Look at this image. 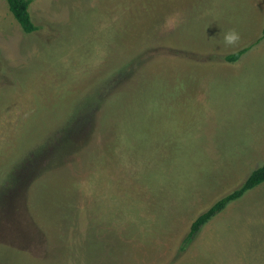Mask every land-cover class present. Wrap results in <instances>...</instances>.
Listing matches in <instances>:
<instances>
[{"label":"rangeland","instance_id":"1","mask_svg":"<svg viewBox=\"0 0 264 264\" xmlns=\"http://www.w3.org/2000/svg\"><path fill=\"white\" fill-rule=\"evenodd\" d=\"M0 0V264H264V0ZM236 45L224 43L230 30ZM187 243V244H186Z\"/></svg>","mask_w":264,"mask_h":264},{"label":"trees","instance_id":"2","mask_svg":"<svg viewBox=\"0 0 264 264\" xmlns=\"http://www.w3.org/2000/svg\"><path fill=\"white\" fill-rule=\"evenodd\" d=\"M7 1L11 12L14 14L15 18L18 20V22L21 24V26L27 33H31L39 29V27L33 22L29 11V7L31 5L32 0H7ZM263 39H264V28L261 37L257 39L255 43L239 51L225 55L223 59L227 62L238 61L244 55V53H246L253 45L259 43ZM262 184H264V163L258 168H256L246 178L244 183L239 188L233 190L229 194L225 195L224 197L216 201L210 208L202 212L193 221L189 233L186 236V242L189 243L190 241H192L202 230V228L213 217H215L217 214L222 212L230 202L239 199L247 191Z\"/></svg>","mask_w":264,"mask_h":264},{"label":"clouds","instance_id":"3","mask_svg":"<svg viewBox=\"0 0 264 264\" xmlns=\"http://www.w3.org/2000/svg\"><path fill=\"white\" fill-rule=\"evenodd\" d=\"M240 34L236 30H230L224 35V43L228 46L236 45L240 40Z\"/></svg>","mask_w":264,"mask_h":264}]
</instances>
